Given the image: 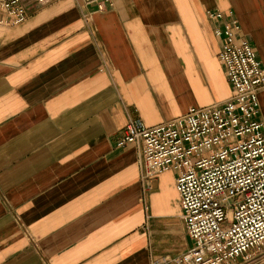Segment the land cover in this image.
<instances>
[{"label": "crops", "instance_id": "1", "mask_svg": "<svg viewBox=\"0 0 264 264\" xmlns=\"http://www.w3.org/2000/svg\"><path fill=\"white\" fill-rule=\"evenodd\" d=\"M0 25V264H176L194 244L169 168L144 191L131 117L231 97L215 29L264 69V0H23ZM209 10H220L214 21ZM258 119L264 121V87ZM222 264H264V247Z\"/></svg>", "mask_w": 264, "mask_h": 264}, {"label": "built area", "instance_id": "2", "mask_svg": "<svg viewBox=\"0 0 264 264\" xmlns=\"http://www.w3.org/2000/svg\"><path fill=\"white\" fill-rule=\"evenodd\" d=\"M207 15L224 16L220 10ZM28 17L23 0H0V25ZM239 31L237 19L215 29L230 98L152 126L131 117L118 142L138 148L144 191L164 170H179L176 188L194 244L176 264H222L264 246V121L258 119L264 69L249 41L237 40Z\"/></svg>", "mask_w": 264, "mask_h": 264}, {"label": "rangeland", "instance_id": "3", "mask_svg": "<svg viewBox=\"0 0 264 264\" xmlns=\"http://www.w3.org/2000/svg\"><path fill=\"white\" fill-rule=\"evenodd\" d=\"M264 247V246H263ZM262 248V247H261ZM255 250V249H254Z\"/></svg>", "mask_w": 264, "mask_h": 264}]
</instances>
